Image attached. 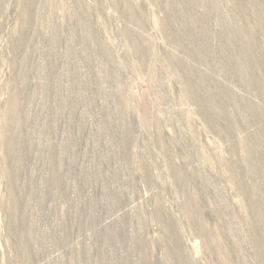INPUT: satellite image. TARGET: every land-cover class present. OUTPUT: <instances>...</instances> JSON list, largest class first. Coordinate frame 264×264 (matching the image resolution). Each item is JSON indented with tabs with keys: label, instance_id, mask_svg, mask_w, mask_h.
<instances>
[{
	"label": "rangeland",
	"instance_id": "rangeland-1",
	"mask_svg": "<svg viewBox=\"0 0 264 264\" xmlns=\"http://www.w3.org/2000/svg\"><path fill=\"white\" fill-rule=\"evenodd\" d=\"M0 264H264V0H0Z\"/></svg>",
	"mask_w": 264,
	"mask_h": 264
}]
</instances>
